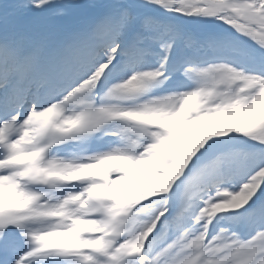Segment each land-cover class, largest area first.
Here are the masks:
<instances>
[{
	"label": "snow or ice",
	"instance_id": "6c2138e0",
	"mask_svg": "<svg viewBox=\"0 0 264 264\" xmlns=\"http://www.w3.org/2000/svg\"><path fill=\"white\" fill-rule=\"evenodd\" d=\"M0 264H264V0H0Z\"/></svg>",
	"mask_w": 264,
	"mask_h": 264
}]
</instances>
